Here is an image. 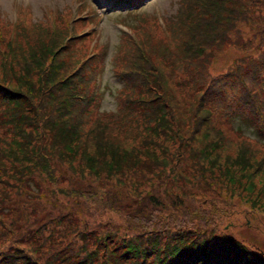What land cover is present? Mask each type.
I'll list each match as a JSON object with an SVG mask.
<instances>
[{
    "label": "trees",
    "instance_id": "obj_1",
    "mask_svg": "<svg viewBox=\"0 0 264 264\" xmlns=\"http://www.w3.org/2000/svg\"><path fill=\"white\" fill-rule=\"evenodd\" d=\"M55 14L0 16V264H264L225 226L264 232V151L223 127L248 116L264 139V0L143 12L109 58L112 111L105 42Z\"/></svg>",
    "mask_w": 264,
    "mask_h": 264
},
{
    "label": "rangeland",
    "instance_id": "obj_2",
    "mask_svg": "<svg viewBox=\"0 0 264 264\" xmlns=\"http://www.w3.org/2000/svg\"><path fill=\"white\" fill-rule=\"evenodd\" d=\"M176 8L177 0H142L135 7H128L127 0L122 1L121 4L116 3V1L113 3V0H0V16L3 20L6 19L5 21L7 22L11 20L14 21L16 18L20 17L23 19L29 17V21L31 22L38 21L47 24L49 16L63 22L55 14L60 11L61 13H68V23L71 21L73 22L74 33L77 34L76 38L78 40L83 41L86 38L85 35H87L92 28L97 30V40H99V42H105L106 44V54L102 59L103 67L100 68L101 74L96 78L98 95L101 93L99 106L102 110L106 111L115 110L118 103L115 94H117L121 86V81L115 69L112 68V63L109 61V58L115 50L121 33L127 30V25H135L138 23L143 18V12L153 13L158 17V20L161 21L162 16L173 14ZM88 14L96 18V21L90 24L80 19V17H85ZM79 45H83V43ZM92 47L93 45L91 44L89 47L91 52L90 55L94 52V50L91 49ZM230 52L234 53L233 50L228 53ZM226 59V56L217 59L216 66L220 67L217 70H220L226 63ZM84 74H86V70ZM242 118L244 117H236L233 122L234 129H231V124H225L223 126L225 129V126L228 125L227 129H229V131L226 135L231 136L230 134H234V136H238L239 138L244 137L254 144V146L261 148V152H263L264 139L261 138V141L259 140L260 138L257 136L256 130H253V124L248 116H246L247 120H243ZM64 204L65 202H58V205L61 207H63ZM248 222L254 223V218L250 215H244L241 216L240 221L236 222L235 225L231 226L228 223L225 226L232 227L231 230H233L235 234L256 242L264 253L263 230L259 231L258 228L253 230L246 227L245 223ZM251 225L256 226L254 224ZM34 226H36V224L31 225V228ZM16 229L18 236H20L23 233L22 228L17 227Z\"/></svg>",
    "mask_w": 264,
    "mask_h": 264
}]
</instances>
